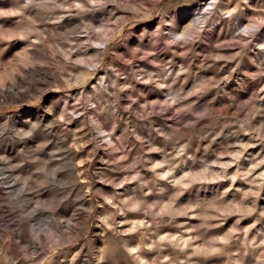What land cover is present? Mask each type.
<instances>
[{"label": "rangeland", "instance_id": "1", "mask_svg": "<svg viewBox=\"0 0 264 264\" xmlns=\"http://www.w3.org/2000/svg\"><path fill=\"white\" fill-rule=\"evenodd\" d=\"M0 88V264H264V0H0Z\"/></svg>", "mask_w": 264, "mask_h": 264}, {"label": "bare ground", "instance_id": "2", "mask_svg": "<svg viewBox=\"0 0 264 264\" xmlns=\"http://www.w3.org/2000/svg\"><path fill=\"white\" fill-rule=\"evenodd\" d=\"M1 91H3V90L0 88V96H1ZM1 119L2 118H0V121H1ZM19 149H20V147H19ZM12 150H15V151L18 150V145H15L12 148ZM21 151L23 152V154H22L23 156H22L21 161L16 165L17 176L14 175L13 173H11L9 175V179L7 180L5 177H3V175H2L3 173L1 172V169H0V224L8 226L10 229V232L13 234L18 230L20 222L17 219L15 210L9 205L8 200L11 196L18 195V193H20V191L23 190V188H25V185L27 186V184L29 182L28 179L31 176V174L33 173V172L31 173V170H30L31 163L29 164L30 161H28V158L31 155L30 149L26 146H23V148H21ZM6 156L7 155H5V157ZM18 158H19V156H18ZM30 158H31V156H30ZM5 161L6 160H4V162ZM2 163H3V161H2ZM43 165H45V164H43ZM45 166H47V165H45ZM45 166H44V168H45ZM72 220H73V218H72ZM69 222L70 221H68V223Z\"/></svg>", "mask_w": 264, "mask_h": 264}]
</instances>
